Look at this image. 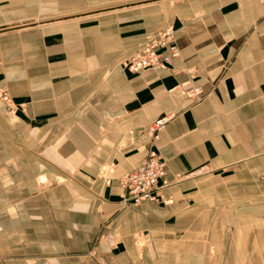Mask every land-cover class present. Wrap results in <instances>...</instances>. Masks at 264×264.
Returning a JSON list of instances; mask_svg holds the SVG:
<instances>
[{"label": "crops", "instance_id": "0c3cea01", "mask_svg": "<svg viewBox=\"0 0 264 264\" xmlns=\"http://www.w3.org/2000/svg\"><path fill=\"white\" fill-rule=\"evenodd\" d=\"M168 25L172 66H122ZM2 85L0 264H264V0H0ZM169 114L164 198L127 207Z\"/></svg>", "mask_w": 264, "mask_h": 264}, {"label": "built area", "instance_id": "2783aa9c", "mask_svg": "<svg viewBox=\"0 0 264 264\" xmlns=\"http://www.w3.org/2000/svg\"><path fill=\"white\" fill-rule=\"evenodd\" d=\"M180 56L181 51L175 36V29L168 25L157 34L152 35L142 48L124 60L122 66L133 73L153 68L167 69ZM180 92L196 102L204 97L200 86L191 88L182 86ZM172 117L170 114L160 117L146 129H140V134L146 133L151 139V147L149 155L143 159L142 164L120 178L121 186L124 189L122 202L125 206H138L144 201L159 202L163 200V190L169 185V182L164 178L167 171L166 160L160 153L158 142L160 131Z\"/></svg>", "mask_w": 264, "mask_h": 264}, {"label": "rangeland", "instance_id": "374dc122", "mask_svg": "<svg viewBox=\"0 0 264 264\" xmlns=\"http://www.w3.org/2000/svg\"><path fill=\"white\" fill-rule=\"evenodd\" d=\"M6 91L9 92L8 87L2 85V86L0 87V98L3 100V102H5L6 105H9V103L11 102V100H9V97H8V95L6 94ZM5 95H6V99L4 98ZM5 113H6V115H7L9 118H11L12 120H16V119H17V117H16L17 114H15L13 110L10 111V108H9V107H8V109L5 111ZM41 183H42V182H41ZM43 184H44V183H42L41 185H43Z\"/></svg>", "mask_w": 264, "mask_h": 264}]
</instances>
